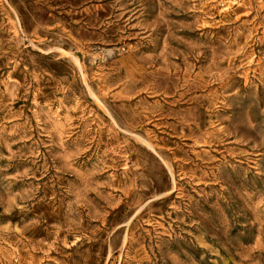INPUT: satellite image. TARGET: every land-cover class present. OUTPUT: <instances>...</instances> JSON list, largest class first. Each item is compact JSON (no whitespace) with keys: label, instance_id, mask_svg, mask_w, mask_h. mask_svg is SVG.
<instances>
[{"label":"rangeland","instance_id":"1","mask_svg":"<svg viewBox=\"0 0 264 264\" xmlns=\"http://www.w3.org/2000/svg\"><path fill=\"white\" fill-rule=\"evenodd\" d=\"M0 264H264V0H0Z\"/></svg>","mask_w":264,"mask_h":264},{"label":"bare ground","instance_id":"2","mask_svg":"<svg viewBox=\"0 0 264 264\" xmlns=\"http://www.w3.org/2000/svg\"><path fill=\"white\" fill-rule=\"evenodd\" d=\"M130 38V37H129ZM120 64V63H119ZM104 82V81H103ZM92 96V95H91Z\"/></svg>","mask_w":264,"mask_h":264}]
</instances>
